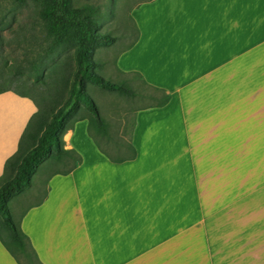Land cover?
Returning a JSON list of instances; mask_svg holds the SVG:
<instances>
[{"label": "crops", "instance_id": "1", "mask_svg": "<svg viewBox=\"0 0 264 264\" xmlns=\"http://www.w3.org/2000/svg\"><path fill=\"white\" fill-rule=\"evenodd\" d=\"M115 60L140 101L132 159L77 120L81 160L20 192L42 264H264V0H144ZM166 96L168 97L165 101ZM35 103L0 92V176ZM0 264H19L0 240Z\"/></svg>", "mask_w": 264, "mask_h": 264}, {"label": "trees", "instance_id": "2", "mask_svg": "<svg viewBox=\"0 0 264 264\" xmlns=\"http://www.w3.org/2000/svg\"><path fill=\"white\" fill-rule=\"evenodd\" d=\"M9 1L17 5L28 2L39 5L49 41L44 53L28 62L27 69L35 74L33 80L21 77L17 65L14 73L0 72V92L11 90L30 98L37 107L19 138L17 150L5 160L0 176V240L19 264H42L19 221L12 219L8 199L31 185V175L42 162L65 163L64 172L80 162V155L73 149H65L63 140L66 131L80 119L88 120L93 141L112 161L135 157L136 150L131 142L108 129V123L87 92L85 80L128 96L136 92L130 85L114 83L95 71L93 45L106 42L109 37L96 32L98 12L93 6H75L73 0ZM69 46L76 48L73 58L57 57ZM167 99L166 96L165 101Z\"/></svg>", "mask_w": 264, "mask_h": 264}, {"label": "rangeland", "instance_id": "3", "mask_svg": "<svg viewBox=\"0 0 264 264\" xmlns=\"http://www.w3.org/2000/svg\"><path fill=\"white\" fill-rule=\"evenodd\" d=\"M142 1L144 0H73L75 6L91 5L98 12L95 18V30L108 35L109 39L93 45L94 69L114 83L130 85L117 72L115 60L136 37V24L132 14L133 9ZM48 41L39 15V5L33 2L17 5L9 0H0V72L14 73L17 65L21 77L33 80L35 74L27 69L28 62L44 53ZM75 49L74 46H69L57 57L73 58ZM37 85L41 86L40 83ZM85 85L87 92L97 104L101 116L108 123V129L123 140H128L133 107L140 103L137 97L105 90L88 80H85ZM66 167L65 163L42 162L31 175V185L38 183L42 173ZM35 196L37 195H32V192H17L8 199L9 211L15 222L18 221L25 205Z\"/></svg>", "mask_w": 264, "mask_h": 264}]
</instances>
